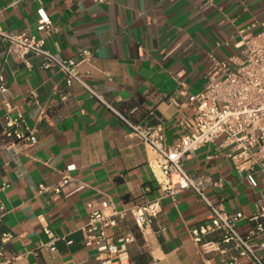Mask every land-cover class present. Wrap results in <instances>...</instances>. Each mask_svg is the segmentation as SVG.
<instances>
[{"label": "crops", "instance_id": "1", "mask_svg": "<svg viewBox=\"0 0 264 264\" xmlns=\"http://www.w3.org/2000/svg\"><path fill=\"white\" fill-rule=\"evenodd\" d=\"M41 19L52 21L51 31L40 29ZM0 28L44 38L63 58L80 61L91 51L80 65L91 73L89 84L133 122L162 128L173 144L188 132V95L205 89L214 60L239 55L241 31L264 29V0H0ZM7 46L0 41L7 87L0 92V264H104L96 246L85 245L83 227L94 211L120 213L109 235L130 237L112 264H255L224 243L221 231L203 238L217 250L194 241L191 230L208 209L190 189L167 194L153 165L156 152L82 86H68L39 56L27 65ZM6 116L37 142L6 137ZM219 145L194 151L183 167L221 182L208 184L207 195L243 215L237 228L264 260V176L252 185L217 157ZM65 174L71 184L57 193ZM153 203L157 217L139 227L131 209Z\"/></svg>", "mask_w": 264, "mask_h": 264}, {"label": "built area", "instance_id": "2", "mask_svg": "<svg viewBox=\"0 0 264 264\" xmlns=\"http://www.w3.org/2000/svg\"><path fill=\"white\" fill-rule=\"evenodd\" d=\"M105 0H96L102 3ZM52 21L41 19L40 29L51 31ZM241 40L238 44L240 53L231 61L215 59L209 82L205 89L198 94L188 95L189 104L193 106V119L187 124L188 132L168 144L164 131L158 126L147 123H135L128 116L115 110L108 104L96 87L88 82L90 71L82 72L80 65L92 58L91 51H83L80 61L73 58H63L49 51L45 46V39L28 33H13L0 28V41L8 44L7 53L21 58L30 65L31 56L43 59L44 68L54 67L64 77L68 86L78 84L96 97L130 128L131 133L150 146L157 154L154 167L160 171V185L165 187L167 194L175 197L180 192L192 190L207 207V219L197 228L191 230L194 241L203 243L204 236L218 231L223 233L224 243H235L241 257L251 259L255 264H264L258 249L253 246L248 237H244L237 228L242 219L241 213H229L222 202L210 198L207 185L221 186L220 181H214L209 176H194L183 167V161L194 151L203 146L220 142L218 156L230 160L239 172L246 173V177L256 185L255 176H264V29L257 32H240ZM0 92L5 93L7 87L0 78ZM7 129L5 136L30 144L37 142L35 135H25L22 131L12 129L19 123L18 119L6 116ZM71 184L68 174L55 187L57 193ZM41 190L47 187L41 186ZM109 208L110 203H103ZM3 208V207H1ZM264 215V207L261 208ZM139 227L150 226L152 218L157 217L159 209L156 203L136 206L131 209ZM120 213L114 212L107 216L102 211L92 212L90 219L83 227L85 245L96 246L98 259L104 264H112V258L125 249L130 242L129 236L114 238L109 231L117 225ZM263 225H258L262 231ZM48 233H50L48 231ZM11 235H5L4 240ZM206 250L214 251L218 248L215 243L202 244ZM0 254L2 248L0 247ZM233 263L236 264L237 259Z\"/></svg>", "mask_w": 264, "mask_h": 264}]
</instances>
